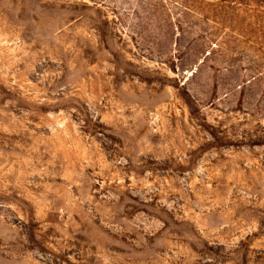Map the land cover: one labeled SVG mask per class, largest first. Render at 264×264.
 <instances>
[{"label": "rangeland", "instance_id": "1", "mask_svg": "<svg viewBox=\"0 0 264 264\" xmlns=\"http://www.w3.org/2000/svg\"><path fill=\"white\" fill-rule=\"evenodd\" d=\"M0 264H264V0H0Z\"/></svg>", "mask_w": 264, "mask_h": 264}]
</instances>
